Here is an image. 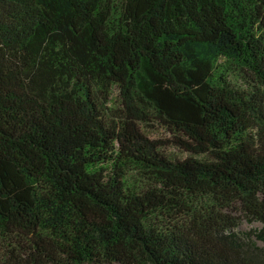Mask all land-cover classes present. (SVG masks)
<instances>
[{"label": "trees", "instance_id": "obj_1", "mask_svg": "<svg viewBox=\"0 0 264 264\" xmlns=\"http://www.w3.org/2000/svg\"><path fill=\"white\" fill-rule=\"evenodd\" d=\"M0 264H264V0H0Z\"/></svg>", "mask_w": 264, "mask_h": 264}, {"label": "rangeland", "instance_id": "obj_2", "mask_svg": "<svg viewBox=\"0 0 264 264\" xmlns=\"http://www.w3.org/2000/svg\"><path fill=\"white\" fill-rule=\"evenodd\" d=\"M256 227H259V224L258 223H248V222H243L240 226V229L241 230H251L253 228H256Z\"/></svg>", "mask_w": 264, "mask_h": 264}]
</instances>
